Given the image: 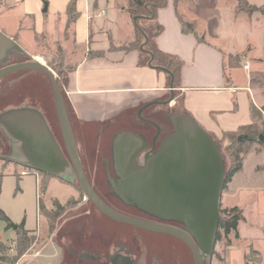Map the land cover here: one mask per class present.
<instances>
[{
  "label": "rangeland",
  "instance_id": "rangeland-1",
  "mask_svg": "<svg viewBox=\"0 0 264 264\" xmlns=\"http://www.w3.org/2000/svg\"><path fill=\"white\" fill-rule=\"evenodd\" d=\"M254 2L263 4L264 0H254ZM168 3L169 0L167 5ZM179 6V15L184 21L191 23L195 18L201 19L195 26L199 36H206L210 40L213 34L218 36L217 44L224 52V68L228 75V84L231 83V76L234 74L233 66H237L233 58L237 55L235 60L239 59L241 49L247 43L253 39L260 42L263 45L261 49L263 53L264 18L260 13L253 14L259 16L260 23L249 24L248 15L243 14L236 18L232 13L231 8L235 6V0H180ZM20 12L19 9L10 11L0 9V28L5 30V33L3 32L5 35L14 37V46L9 55L0 63V69L8 65L23 63L29 58L31 61L33 60L31 54L38 51L34 46L33 34L19 31ZM17 36H20L22 41H18ZM39 51H44V49H39ZM53 60L52 58L45 63L55 72L65 97L62 85L65 83L68 67L65 61L59 63L57 60L55 63ZM165 60L166 65L173 64L175 68L183 63V60L173 55H166ZM238 68L236 76L244 77L243 63L239 64ZM229 75H231L230 78ZM169 100L170 95L167 94L165 102ZM170 104H165V110L160 113V119L169 123L175 131L178 123L177 116H183V114L179 101L175 106L171 107ZM24 108L34 109L43 115L62 151L66 154L53 88L45 74L38 71H20L0 81V115ZM141 109L128 113L127 119L118 126L116 125V128L112 125V121L102 122L101 125L95 123L96 126L92 124L90 126L91 135L89 130L84 129L74 119L73 113L68 109L80 144L79 152L87 176L94 186L100 187L104 192V187L109 183L108 177L110 181L116 177L113 165L115 157L112 151L118 135L132 131L135 134L146 135L148 141L153 142L154 140L155 135L153 134L156 128L143 121L153 113L154 106L151 110L142 112L143 119L139 114ZM258 110L262 111L264 116V109ZM157 115L159 116L158 113H154V116ZM217 143L220 145L227 172L231 166V158L227 150L230 139L226 135L225 140L217 139ZM23 147H25L24 144L18 140L13 130L0 120V208L18 221L27 219L28 228L39 227V233L30 235L31 244L27 252H32L33 249L52 238L63 250V264H112L113 251L119 248H126L132 254H136L138 248L146 249L153 260L152 264H195L190 249L179 239L166 234L145 233L136 227L116 222L105 216L80 191L78 179L70 165L65 173L61 174L60 178L63 179L57 177L47 179L39 174V187L42 186V181L47 179V191L44 195L37 193L36 177L34 175L23 176L35 173L21 165L27 162ZM143 152H145L144 149L137 155L134 160L135 165L142 163L138 157L141 158ZM253 164V161L249 163L246 174H250L249 171ZM18 176H23L22 181L18 182ZM248 176L249 179L240 183L243 186L250 184L254 187H235V192L228 198L224 190L222 200H225L224 204L230 207L244 206L245 214L251 220L252 226L249 227L244 240L241 238L240 241H235L233 247H226L222 242L217 243L215 247L217 256L207 257L205 264H246L243 260L244 254L253 247L262 253V264H264V189L257 176ZM18 186H20L19 190H17ZM40 199L41 204L51 211L57 209L56 201L65 207L55 225L50 224L39 211ZM115 209L133 218L143 217L135 208L118 206ZM10 232L11 235L3 242L6 254L15 257L17 236L14 229H10Z\"/></svg>",
  "mask_w": 264,
  "mask_h": 264
},
{
  "label": "crops",
  "instance_id": "crops-1",
  "mask_svg": "<svg viewBox=\"0 0 264 264\" xmlns=\"http://www.w3.org/2000/svg\"><path fill=\"white\" fill-rule=\"evenodd\" d=\"M70 2L71 0H0V9L21 11L19 31L31 32L34 46L38 50L31 54L32 59L41 58L45 62L53 58L55 62L63 58L68 67L65 83L62 85L66 106L73 113L74 119L89 130L90 135L92 124L112 121L116 128L127 119L128 113L149 104L151 105L143 111L151 110L154 106L153 113L149 115L158 113L157 116L160 117V113L165 110L167 94L173 99L168 105L175 106L179 101L183 116L195 119L216 142L217 139L225 140L228 133L253 123L252 105L257 109H264V51L261 52L263 45L260 42L253 39L241 49L239 59L235 60L237 55L234 56L233 62L237 66L232 65L234 74L229 75L232 81L228 84L224 52L217 44L218 36L213 34L210 40L200 35L204 38V42L200 43L194 34H185L179 19L180 6L178 4V8H175V1L169 0L166 7L158 9L155 20L142 18L141 23L144 33L150 37L151 44L160 55H173L183 60L181 66L177 67V76L172 84L171 75L149 66V63L142 64L141 49H123L136 38L135 19L128 13L129 0H77L79 18L69 26L67 8ZM249 2L264 6V3L257 4L254 0ZM234 7L231 11L236 18L244 14H235ZM200 21L201 19L195 18L191 23L196 25ZM248 22L260 23L259 16L248 15ZM156 26L160 29L158 33ZM0 32L5 33V30L0 28ZM10 38L14 39L13 36ZM16 39L22 41L20 36ZM113 46L116 49H111ZM90 52L101 55L90 57ZM241 63L244 65L242 73L245 72L242 78L236 76V69H239L238 65ZM247 65L248 69L245 68ZM153 66L172 71L165 66L164 61L157 60L153 62ZM124 133H131L142 139L132 131ZM252 161L254 164L250 174H246ZM131 168L135 170L142 167L134 164ZM28 175L36 177L37 193L40 194L39 174L23 176ZM248 175L257 176L264 189V151H253L246 157L243 169L227 185L226 198L235 192V187H254L240 183L249 179ZM224 202L222 200L223 204ZM238 207L245 214L244 206ZM3 211L15 226L24 221L25 228L32 231V234L40 232L38 226L28 228L27 219L18 221ZM39 211L37 213L40 217ZM245 217L246 221L241 222L238 227L242 239L252 226L247 214ZM10 235V229L7 230L6 224L0 220V241ZM260 254L262 255L261 252ZM17 264H63V250L51 238L32 252H27Z\"/></svg>",
  "mask_w": 264,
  "mask_h": 264
},
{
  "label": "water",
  "instance_id": "water-1",
  "mask_svg": "<svg viewBox=\"0 0 264 264\" xmlns=\"http://www.w3.org/2000/svg\"><path fill=\"white\" fill-rule=\"evenodd\" d=\"M148 41L146 36L141 49ZM13 46L14 40L0 32V63ZM150 55L149 66L153 67L154 57ZM154 68L171 75L173 84L171 71L163 67ZM20 71H38L49 78L66 153L85 197L114 221L179 239L190 249L195 264H205V259L213 256L217 243L226 178L220 145L215 139L192 117L177 116L176 130L164 139L155 154L148 156L154 148L147 154V167L132 170L131 166L136 163L134 160L142 152H139V145L143 139L131 133L118 135L114 150L115 168L120 180L111 181L117 195L150 215L183 224L185 229L124 215L108 206L89 182L55 72L45 62L33 59L3 67L0 69V81ZM150 105L144 106L139 114ZM0 120L13 130L18 140L27 143L25 155L34 161L40 160V163H33L35 167L59 174L68 166L65 154L38 111H8L0 115ZM258 140H264V136L261 135Z\"/></svg>",
  "mask_w": 264,
  "mask_h": 264
},
{
  "label": "trees",
  "instance_id": "trees-1",
  "mask_svg": "<svg viewBox=\"0 0 264 264\" xmlns=\"http://www.w3.org/2000/svg\"><path fill=\"white\" fill-rule=\"evenodd\" d=\"M167 1L168 0H129L128 13L133 19H135L136 38L133 42L128 43L126 46H124V50L131 51L141 49L140 47L145 43L147 36L142 29V18L155 20L158 9L165 7L167 5ZM174 1L175 8H178L180 0ZM234 10L235 14L237 15L244 13L252 16L254 13H260V15L264 18V6L251 4L249 0H235ZM67 15L69 26L72 23L76 22V20L79 18V13L77 11V0H71L67 8ZM179 19L182 25V30L185 34H194L200 43L204 42V38L200 37L196 31L195 23L186 22L181 16H179ZM159 31L160 29L157 27V33ZM147 38L149 39L148 43H146L143 49H141L143 56V59L141 60L142 64H148L150 62V53L154 57L153 62H156L158 60L161 62L164 61L165 63L166 56L160 55V53H158V51L151 44L150 37L147 36ZM111 49H116V47L113 46ZM59 51L62 52L61 47H59ZM99 55H101V53L90 52L89 54L90 57H96ZM27 61H30V58L24 62ZM62 61L63 58L58 59L59 63ZM55 63L57 62L55 61ZM165 66L172 70L171 73L173 75V78H176L177 68H175L173 64H165ZM171 67H174V69H172ZM251 116L253 119L252 124L242 126L238 129V131L227 134L228 138L230 139V144L228 145L227 150L231 158V166L226 172L224 190H226L227 185L229 182H231L232 178L243 169L244 161L249 154H251L253 151H264V140H258L261 135L264 136V116L262 114V111L258 110L254 105H252L251 107ZM149 118L154 119L159 124L163 134L165 135V138L174 132L171 125L169 123L163 122L160 117L149 115ZM2 176L3 175H1V177ZM43 176L47 179L51 177L60 178L59 176H54L51 174H43ZM20 179V176H18V182L20 181ZM46 180L42 181V186L40 187V193L42 195H44L47 191ZM19 189L20 186H18L17 190ZM55 205L57 208L55 211L48 210L41 204L40 199V212L52 225H55L57 219L65 210V207L60 205V203H58L57 201L55 202ZM0 220L6 224L7 230L15 229L17 236L15 257H10L6 254L5 244L3 241H0V264H16L18 260L30 248V235H32V231H29L25 228L24 221L21 224L15 226L1 208ZM245 221L246 217L244 214V210L241 207H227L224 206V204L221 202V220L219 222V229L216 238L217 243L222 242L226 247H232L235 241H240L241 235L239 233L238 227L241 222ZM213 256H217L216 250L214 251ZM244 261L246 264H262L263 257L259 251L251 248L248 252L245 253Z\"/></svg>",
  "mask_w": 264,
  "mask_h": 264
},
{
  "label": "flooded vegetation",
  "instance_id": "flooded-vegetation-1",
  "mask_svg": "<svg viewBox=\"0 0 264 264\" xmlns=\"http://www.w3.org/2000/svg\"><path fill=\"white\" fill-rule=\"evenodd\" d=\"M24 109H29V108H24ZM34 110V109H33ZM143 112V111H142ZM140 116L142 117L143 119V116H142V113L140 114ZM70 117V116H69ZM143 121H145L146 124H150V125H153L155 128H156V131L155 133L153 134V136L155 135L154 137V140L153 142L152 141H148V137L144 134H140V136L142 137L143 139V142L139 145V152L142 151L144 149L145 152L142 153V157H138V159L142 162L140 163L141 167L142 168H146L147 167V163H146V156L147 154L153 150H154L150 153V155H148L149 157L153 154H155L159 147L161 146L162 142L164 141L165 139V135L163 134L162 132V129L161 127L159 126V124L154 120V119H151L149 117H146ZM48 124V123H47ZM49 126V124H48ZM73 127V126H72ZM50 128V126H49ZM51 130V128H50ZM73 130H74V127H73ZM52 131V130H51ZM53 133V132H52ZM74 133H75V137H76V141H77V145H78V151H80V144L78 142V138H77V135H76V132L74 130ZM142 133V132H141ZM144 133V132H143ZM55 136V135H54ZM22 144H24L25 147L24 148V151L26 149H28V145L25 141L23 140H20ZM114 147V146H113ZM64 153V152H63ZM139 154V153H138ZM79 155H80V152H79ZM112 155H114L115 157V150L113 148V151H112ZM67 160H68V166L71 165L70 163V160L68 158V155L67 153L65 154ZM80 158H81V155H80ZM26 159H27V162L25 164H21L23 167H25L26 169L30 170V171H34L35 173H38L40 175H43V174H51V175H54V176H59L61 177V174L62 173H65L67 167L65 168L64 171H61L59 174H54V173H51V172H48V171H45V170H42L40 169L39 167H35L33 165V163H38L39 161H34L33 159H31V157H29L28 155H26ZM107 160V159H106ZM81 161H82V158H81ZM40 163V162H39ZM83 163V162H82ZM115 166V160H114V164ZM84 166V165H83ZM110 167V163L108 165ZM73 168V167H72ZM85 169V168H84ZM74 170V169H73ZM116 170V168H115ZM75 172V171H74ZM86 172V170H85ZM116 177L113 179L115 181H119L120 180V177L117 173V170H116V173H115ZM87 175V173H86ZM88 177V176H87ZM89 179V178H88ZM108 180H109V183L107 184L105 188V192L102 191L100 189V187H97V186H94L91 181L89 180L92 188L95 190V192L98 194V196L108 205L110 206L111 208H113L114 210H116L115 208L118 207V206H121V207H131V208H135L137 211H139V213L141 215H143L142 218H139L141 220H146V221H150V222H154V223H160V224H164V225H170V226H174V227H178L180 229H185L184 225L179 223V222H175V221H166V220H162L156 216H153V215H150L146 212H144L143 210L139 209L137 206L135 205H132V204H129L127 202H125L124 200H122L118 195L117 193L115 192L114 188H113V185H112V182L110 181V178L108 177ZM81 191V190H80ZM82 192V191H81ZM108 194V195H107ZM85 196V195H84ZM88 200V199H87ZM89 201V200H88ZM90 202V201H89ZM91 203V202H90ZM92 204V203H91ZM118 211V210H116ZM119 212V211H118ZM121 213V212H120ZM106 216V215H105ZM109 218V217H108ZM138 219V218H137ZM117 222V221H116ZM124 224V223H122ZM128 225V224H127ZM131 226V225H130ZM135 227V226H133ZM138 228V227H136ZM142 231H144L145 233H149V234H162V233H154V232H150V231H146L144 229H141V228H138ZM119 234V233H117ZM116 234V235H117ZM175 238V237H174ZM118 251V253H117ZM114 253V258H113V261H111L112 264H152L153 263V260L151 257H149V252L148 250L146 249H142V248H138L137 249V252L136 254H132L130 252H128V249L126 248H119L118 250L117 249H114L113 251ZM112 253V254H113Z\"/></svg>",
  "mask_w": 264,
  "mask_h": 264
},
{
  "label": "bare ground",
  "instance_id": "bare-ground-1",
  "mask_svg": "<svg viewBox=\"0 0 264 264\" xmlns=\"http://www.w3.org/2000/svg\"><path fill=\"white\" fill-rule=\"evenodd\" d=\"M38 60L41 61V62H44L41 58H39Z\"/></svg>",
  "mask_w": 264,
  "mask_h": 264
},
{
  "label": "built area",
  "instance_id": "built-area-1",
  "mask_svg": "<svg viewBox=\"0 0 264 264\" xmlns=\"http://www.w3.org/2000/svg\"><path fill=\"white\" fill-rule=\"evenodd\" d=\"M245 68H246V69H248V68H249V66L247 65Z\"/></svg>",
  "mask_w": 264,
  "mask_h": 264
}]
</instances>
